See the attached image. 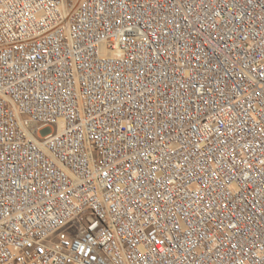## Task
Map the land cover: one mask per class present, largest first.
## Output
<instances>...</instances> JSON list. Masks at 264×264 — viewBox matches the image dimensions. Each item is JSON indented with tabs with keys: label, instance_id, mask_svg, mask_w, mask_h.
Returning <instances> with one entry per match:
<instances>
[{
	"label": "built area",
	"instance_id": "obj_1",
	"mask_svg": "<svg viewBox=\"0 0 264 264\" xmlns=\"http://www.w3.org/2000/svg\"><path fill=\"white\" fill-rule=\"evenodd\" d=\"M0 264H264V0H0Z\"/></svg>",
	"mask_w": 264,
	"mask_h": 264
}]
</instances>
